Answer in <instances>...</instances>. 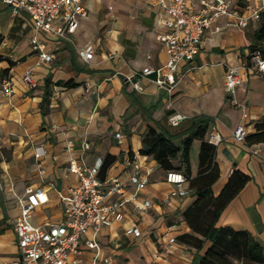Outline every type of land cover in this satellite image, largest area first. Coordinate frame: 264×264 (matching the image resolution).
Returning a JSON list of instances; mask_svg holds the SVG:
<instances>
[{
  "label": "crops",
  "instance_id": "0c3cea01",
  "mask_svg": "<svg viewBox=\"0 0 264 264\" xmlns=\"http://www.w3.org/2000/svg\"><path fill=\"white\" fill-rule=\"evenodd\" d=\"M193 4L199 8V0ZM239 5L258 8L260 19L250 20L242 30L227 28L226 17L214 21L194 61L180 65L181 80L169 97L149 79L132 78L144 68L161 67L167 59L158 40L166 30L160 25L164 14L157 0H86L88 16L70 38L77 47L93 46L95 56L90 62L81 59L68 40L36 32L28 13L14 14L0 1V264L18 255L13 221L20 215L18 202L27 189L48 197L35 209L30 223L60 222L61 196L80 185L70 166L86 170L99 159L107 165L100 181L119 177L127 182L128 194L136 193L140 203L150 200L152 206L135 216L128 205L123 221L90 232L83 241L94 239L98 248L82 244L80 264H198L210 243L198 250L188 237L202 239L184 219L195 198L180 197L175 185L167 182L168 173L179 171L167 172L153 157L140 154L149 128L181 145L197 117L211 120L206 140L213 130L223 138L216 147L220 177L214 195L235 170L249 177L220 215L217 227L249 232L264 252V79L252 73L249 57L264 48V41L256 40L264 22V0H239ZM34 37L53 55L51 63L39 64ZM230 66L240 68L243 76L236 94L246 105L245 120L225 90ZM27 73L36 81L33 88L23 82ZM6 78L13 83L11 96L2 91ZM135 81L142 90L134 87ZM173 115H183L185 120L172 126ZM240 124L250 137L246 145L233 136ZM199 151L200 141L195 140L190 149L192 177L199 172ZM132 160L149 175V184L141 192L129 183ZM173 163L179 166L180 156ZM185 187L190 189L189 182ZM135 225L142 235L126 236V229Z\"/></svg>",
  "mask_w": 264,
  "mask_h": 264
},
{
  "label": "built area",
  "instance_id": "2783aa9c",
  "mask_svg": "<svg viewBox=\"0 0 264 264\" xmlns=\"http://www.w3.org/2000/svg\"><path fill=\"white\" fill-rule=\"evenodd\" d=\"M8 5L14 14L25 11L29 14L36 32L51 35L60 40H68L77 51L78 56L86 62L93 60L94 48L91 45L77 47L70 38L74 35L80 21L87 18L88 9L86 0H0ZM196 0H157L164 14L160 25L166 30L158 37L167 54L164 65L158 68L147 67L132 78L141 77L149 79L162 89L169 97L176 91L181 78L180 65L192 63L203 47L204 35L214 21L226 17L227 28L245 29L250 20H259L260 10L250 6L242 7L239 0H199V8L193 2ZM220 28L215 31L219 32ZM34 48L39 51V64L51 63L53 55L46 52L44 47L34 37ZM250 63L253 65L252 73L264 79V57L259 50L250 54ZM244 69V67H243ZM246 69V67H245ZM243 81L240 68L230 66L226 73L225 90L231 104L240 109L242 119L248 117L246 105L241 103L236 94V88ZM23 82L30 88L36 86L31 73L23 77ZM2 91L6 96L13 93V83L10 79H3ZM137 90H142L137 81L134 82ZM185 116L173 115L169 118L172 126H178ZM238 144L246 145L247 130L243 124L236 127L233 132ZM116 138L121 140V134ZM207 141L217 147L223 138L216 130L208 134ZM89 145H85L88 149ZM258 154L257 151H253ZM36 158L40 153L35 154ZM104 161L99 159L89 169H82L75 164L70 166V172L77 174L80 185L72 187L66 195L61 196L63 218L60 222H47L34 226L30 223L36 208L44 205L48 197L42 191L27 189L25 196L18 202L20 215L13 221V229L17 238L18 255L16 258L2 264H80L79 257L84 244L88 249L98 248L94 239H83L90 233H97L103 227H111L125 218V209L132 205L135 216L147 212L152 203L150 200L138 201L136 193L128 194L127 182L119 177L109 178L102 182L99 179ZM132 174L129 183L137 192L143 191L149 184V175H144L138 161H129ZM167 182L175 185L176 193L180 197L190 195V189L185 185L188 179L182 172L167 174ZM1 189V178H0ZM126 236L140 237L141 231L137 226L126 229ZM174 242V239H171Z\"/></svg>",
  "mask_w": 264,
  "mask_h": 264
},
{
  "label": "trees",
  "instance_id": "16d2710c",
  "mask_svg": "<svg viewBox=\"0 0 264 264\" xmlns=\"http://www.w3.org/2000/svg\"><path fill=\"white\" fill-rule=\"evenodd\" d=\"M1 40L0 35V42ZM256 40L264 41V22ZM258 50L264 57V48ZM191 122V133L182 140L181 145L176 144L172 138L159 134L156 129L149 128L143 137L140 154L153 157L165 171L182 172L188 179L190 195L195 201L184 213V219L192 232L202 239L188 237L195 241L198 250L203 248L205 242L210 243L198 264H264L263 248L249 232L217 227L220 215L245 187L249 177L235 170L221 192L215 196L213 186L220 177V170L215 163L216 147L206 140L211 120L197 117ZM249 138L247 136L246 141ZM195 140L200 141L199 172L196 177H192L190 149ZM179 156L180 164L175 166L173 161ZM105 169L107 165L104 163L101 171Z\"/></svg>",
  "mask_w": 264,
  "mask_h": 264
}]
</instances>
